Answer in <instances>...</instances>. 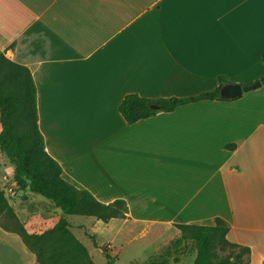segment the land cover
Returning a JSON list of instances; mask_svg holds the SVG:
<instances>
[{"label": "crops", "instance_id": "crops-1", "mask_svg": "<svg viewBox=\"0 0 264 264\" xmlns=\"http://www.w3.org/2000/svg\"><path fill=\"white\" fill-rule=\"evenodd\" d=\"M0 52L30 70L37 126L61 177L102 203L125 202L127 216L109 221L165 228L167 243L174 224L218 217L226 238L249 249L246 264H264V85L131 124L118 111L129 93L189 97L219 77L258 80L264 0H0ZM0 264H39L1 224Z\"/></svg>", "mask_w": 264, "mask_h": 264}, {"label": "trees", "instance_id": "trees-1", "mask_svg": "<svg viewBox=\"0 0 264 264\" xmlns=\"http://www.w3.org/2000/svg\"><path fill=\"white\" fill-rule=\"evenodd\" d=\"M264 61V52L261 56ZM264 85V74L258 79ZM227 80L218 78L217 86L207 92L189 97L144 98L135 93L123 97L118 111L128 124L168 112L176 107L199 100H226L220 88ZM233 145H227L232 147ZM0 152L12 164V179L19 190H30L51 201L60 213L51 227L40 233H29L15 216L4 193L0 189V216L8 222L0 224L17 232L32 250L39 264H94L86 247L70 230L66 215L93 217L107 222L113 218H125L127 207L122 199L109 203L97 200L89 191L80 189L61 177L59 164L46 152L43 137L37 126L35 84L30 70L8 59L0 52ZM179 235L172 238L175 248L190 241L195 254L193 264H246L249 249L226 238L227 226L216 217L213 225L174 224ZM93 244L94 235L89 234ZM106 264H114V258L106 248H101ZM132 264V263H130ZM147 264H152L148 262Z\"/></svg>", "mask_w": 264, "mask_h": 264}, {"label": "rangeland", "instance_id": "rangeland-1", "mask_svg": "<svg viewBox=\"0 0 264 264\" xmlns=\"http://www.w3.org/2000/svg\"><path fill=\"white\" fill-rule=\"evenodd\" d=\"M2 156L0 152V160ZM6 165H8L7 159L0 161V167L2 166L0 189L8 203H12V206L9 205L25 230L29 233H40L54 225L58 217L55 211L56 206L37 193L32 194L36 199L17 194L9 170L3 169ZM67 218L74 227L70 230L86 247L94 264H106L105 257L98 246L106 248L113 256L114 264H147L148 262L152 264H193L195 250L192 243L186 241L175 248L171 247L172 239L167 243L163 242L168 239V235H171V231H165V228L146 229L132 227L128 224L120 228V220L116 219L106 223L86 216L68 215ZM0 220L8 222L7 216H0ZM146 230L147 232L144 233ZM89 234L94 235L96 246Z\"/></svg>", "mask_w": 264, "mask_h": 264}, {"label": "water", "instance_id": "water-1", "mask_svg": "<svg viewBox=\"0 0 264 264\" xmlns=\"http://www.w3.org/2000/svg\"><path fill=\"white\" fill-rule=\"evenodd\" d=\"M259 80H255L249 84H237V83H225L221 86L219 92L220 95L224 98H233L241 95L247 90L254 89L260 85Z\"/></svg>", "mask_w": 264, "mask_h": 264}]
</instances>
